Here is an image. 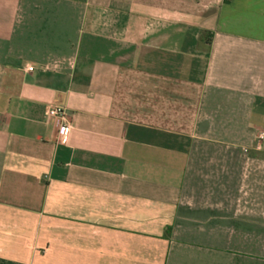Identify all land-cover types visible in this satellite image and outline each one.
<instances>
[{
    "label": "crops",
    "instance_id": "crops-1",
    "mask_svg": "<svg viewBox=\"0 0 264 264\" xmlns=\"http://www.w3.org/2000/svg\"><path fill=\"white\" fill-rule=\"evenodd\" d=\"M0 264H264V0H0Z\"/></svg>",
    "mask_w": 264,
    "mask_h": 264
},
{
    "label": "built area",
    "instance_id": "built-area-1",
    "mask_svg": "<svg viewBox=\"0 0 264 264\" xmlns=\"http://www.w3.org/2000/svg\"><path fill=\"white\" fill-rule=\"evenodd\" d=\"M28 69L32 70V67H29ZM46 115L50 117H57L61 120L57 141L59 143H66L70 130V122L66 120V110L64 109V107L49 105L46 108ZM259 137L262 138L263 135L260 134Z\"/></svg>",
    "mask_w": 264,
    "mask_h": 264
}]
</instances>
